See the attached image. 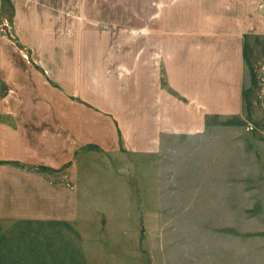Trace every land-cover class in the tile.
<instances>
[{
	"label": "rangeland",
	"instance_id": "rangeland-1",
	"mask_svg": "<svg viewBox=\"0 0 264 264\" xmlns=\"http://www.w3.org/2000/svg\"><path fill=\"white\" fill-rule=\"evenodd\" d=\"M81 1L0 0L10 56L0 111L54 154L55 194L72 197L66 224L39 242L0 223V264H264V29L241 23L250 31L241 113L211 115L200 134L145 129L131 139L124 125L135 122L120 120L129 105L118 113L107 93L98 104L96 88L110 82L113 103L144 87L126 76L134 27L120 19L135 0ZM256 6L264 19V0Z\"/></svg>",
	"mask_w": 264,
	"mask_h": 264
},
{
	"label": "crops",
	"instance_id": "crops-1",
	"mask_svg": "<svg viewBox=\"0 0 264 264\" xmlns=\"http://www.w3.org/2000/svg\"><path fill=\"white\" fill-rule=\"evenodd\" d=\"M83 2L84 9L89 8ZM166 4L160 7L152 0H135L129 6L132 11L120 17L128 30L134 27L129 31L134 32L130 37L133 47L125 55L129 59L126 76L141 81L137 84H144L139 87L142 91L129 90L127 94L123 90L121 98L111 103L110 97L116 94L114 86L102 82L96 88L98 104L106 105L103 94L107 93V104L117 108L118 113L129 105L131 111L121 114L120 120L135 122L124 125L131 139L137 136L144 140L146 133H158L156 130L174 135L200 134L206 129V118L236 115L244 107L250 31L241 23L251 22L257 30L264 29L256 0H167ZM137 38H146L141 49L137 48ZM80 56L83 65L82 53ZM9 58L8 52L0 49V71L8 67ZM80 77L85 80V76ZM130 99L141 104V109H134L136 104ZM29 119L30 124L34 123ZM16 121L0 111V223H10L18 235L32 233L39 242L45 238V228L50 229L59 220L66 224L72 212V197L68 202L64 196L57 198V185L63 184L57 183L56 176L51 178L57 169L54 154L39 140L33 141L30 136L24 139L27 137L19 133L25 125ZM100 122L103 119L99 114L94 116L97 133ZM145 129L150 131L145 133ZM159 135L162 143V132Z\"/></svg>",
	"mask_w": 264,
	"mask_h": 264
}]
</instances>
